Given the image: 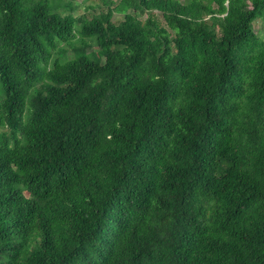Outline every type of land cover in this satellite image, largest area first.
<instances>
[{"label": "trees", "instance_id": "16d2710c", "mask_svg": "<svg viewBox=\"0 0 264 264\" xmlns=\"http://www.w3.org/2000/svg\"><path fill=\"white\" fill-rule=\"evenodd\" d=\"M78 1L0 0V264H264V0Z\"/></svg>", "mask_w": 264, "mask_h": 264}, {"label": "rangeland", "instance_id": "374dc122", "mask_svg": "<svg viewBox=\"0 0 264 264\" xmlns=\"http://www.w3.org/2000/svg\"><path fill=\"white\" fill-rule=\"evenodd\" d=\"M180 2H183V0H179ZM90 2L95 6V4H101L100 0H79L77 5L79 9L76 11V14H84L86 12L92 13L93 11L91 9L86 10V7L90 5ZM96 10V9H94ZM157 19L159 21H162L161 15L159 13H155ZM116 17V15L114 16ZM253 28L256 34H258L260 37L264 38V22L262 20H257L253 24Z\"/></svg>", "mask_w": 264, "mask_h": 264}]
</instances>
